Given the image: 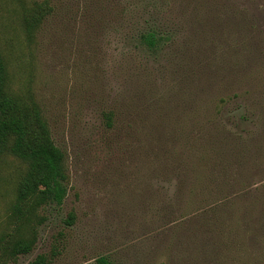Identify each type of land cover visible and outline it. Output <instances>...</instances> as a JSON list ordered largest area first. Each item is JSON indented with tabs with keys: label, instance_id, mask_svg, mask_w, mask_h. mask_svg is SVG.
<instances>
[{
	"label": "rangeland",
	"instance_id": "374dc122",
	"mask_svg": "<svg viewBox=\"0 0 264 264\" xmlns=\"http://www.w3.org/2000/svg\"><path fill=\"white\" fill-rule=\"evenodd\" d=\"M0 52L68 176L7 264H264V0H0ZM25 168L0 158V236Z\"/></svg>",
	"mask_w": 264,
	"mask_h": 264
},
{
	"label": "trees",
	"instance_id": "16d2710c",
	"mask_svg": "<svg viewBox=\"0 0 264 264\" xmlns=\"http://www.w3.org/2000/svg\"><path fill=\"white\" fill-rule=\"evenodd\" d=\"M48 12L46 2L30 8L24 18L27 32L35 30ZM142 41L150 49L155 46L152 33L142 36ZM7 84V69L0 52V158L9 154L26 166L9 207L8 220L13 230L0 236V264L32 251L36 229L45 221L39 212L47 206L62 205L68 182L64 154L54 145L39 108L20 104L8 92ZM73 221L74 215L69 214L67 225ZM30 264H47V259L38 256ZM96 264L113 263L100 257Z\"/></svg>",
	"mask_w": 264,
	"mask_h": 264
}]
</instances>
